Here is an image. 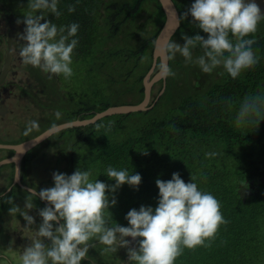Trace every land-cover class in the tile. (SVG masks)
Instances as JSON below:
<instances>
[{"label": "trees", "instance_id": "16d2710c", "mask_svg": "<svg viewBox=\"0 0 264 264\" xmlns=\"http://www.w3.org/2000/svg\"><path fill=\"white\" fill-rule=\"evenodd\" d=\"M27 2L0 0V7L22 20ZM146 2L150 3L146 13L151 11L154 21L150 18V29L138 34L139 45L103 50L101 29L106 30L108 38L114 37L123 26L128 27L139 18ZM69 6H74L75 11L69 12ZM59 8L62 15L56 18L50 14L48 19L58 25L79 23V43L74 49L73 64L79 77L87 74L88 86L79 90L67 107L60 105L61 117L51 120L50 124L55 126L90 118L110 106L139 103L144 97L143 78L152 66L154 41L164 23L158 0H60ZM248 38H255L253 48L258 62L236 79L228 75L229 79L216 89L219 94L182 97L172 110L159 116L153 113L162 97H155L150 104L157 100L149 110L111 115L59 133L63 140L61 164L66 163L59 170L61 173L70 175L80 166L91 168L93 178L100 174L97 179L109 185L115 181L102 173L109 165L141 174L138 188L125 183L114 193H108L110 199L114 196L117 201L109 209L112 219L121 225L127 226L125 216L132 208L139 209L141 205L155 208L159 192L156 180H169L174 172H179L185 182L194 176L203 190L216 196L226 223L221 224L216 234L207 238L203 245L185 248L175 264H264V182L261 181L264 176V120L257 127L245 129L233 124L240 102L255 94V88L264 82V29ZM113 60L118 64H111ZM51 81L59 84L58 76ZM159 84L162 89L160 81ZM169 89L168 86L164 93ZM55 137L57 139V135ZM52 139L53 136L49 141ZM66 142H70L69 153ZM209 151L219 155L206 157ZM251 181L255 193L243 200L238 190ZM49 185L54 186V181ZM19 189L23 193L18 198L26 196L27 190ZM34 204L36 208L46 206L39 198ZM11 205L2 202L3 207ZM93 242L96 247L89 250V259L82 264H118L124 259L129 264L127 250L119 258L112 256L113 253L110 258H104L102 244Z\"/></svg>", "mask_w": 264, "mask_h": 264}, {"label": "clouds", "instance_id": "9594fccd", "mask_svg": "<svg viewBox=\"0 0 264 264\" xmlns=\"http://www.w3.org/2000/svg\"><path fill=\"white\" fill-rule=\"evenodd\" d=\"M59 4L60 0H28L23 19L18 20L25 25L24 32L19 33L24 41L19 54L24 65L39 68L50 77L62 75L68 79L74 74L73 53L79 43L80 25H58L48 19L50 14L56 18L62 15ZM68 11H75L74 6H69ZM189 14L196 27L208 34L207 38L197 32L194 36L183 35V44L170 41L164 49L170 60L179 53L185 63L198 66L203 73L211 74L219 68L233 79L258 62L253 48L255 38H248L264 21L256 0H193L184 17ZM197 48L201 54L194 55ZM158 68L165 77L175 75L168 64ZM56 117H61L60 111ZM262 120L264 93L243 98L233 124L245 129L257 127ZM38 128V121L29 122V132ZM205 155L212 158L219 153L209 151ZM19 172L17 168L16 178ZM102 173L115 183L109 185L97 179L100 174L93 178L91 168L80 166L70 175L54 173V186L47 187V182L44 188L32 185L25 189L24 208L15 205L10 212H18L28 226L36 223L29 214L36 207L34 201L39 198L47 204L44 202L46 206L39 210L41 222L30 244L19 252V264H82L89 259V250L96 247L93 241L104 245L106 253L126 248L129 264H175L185 248L203 245L226 223L214 194L203 190L194 176L185 182L179 172H174L169 180H156L157 206L132 208L125 216L127 226L121 225L112 219L109 209L117 201L108 193L125 183L138 188L142 176L113 165ZM132 241L136 246H130Z\"/></svg>", "mask_w": 264, "mask_h": 264}, {"label": "flooded vegetation", "instance_id": "af4514ba", "mask_svg": "<svg viewBox=\"0 0 264 264\" xmlns=\"http://www.w3.org/2000/svg\"><path fill=\"white\" fill-rule=\"evenodd\" d=\"M172 1L179 16V27L175 32V34L178 33L179 36L175 39V41L183 44V35L186 34L188 36H194L197 32L207 38L208 34L196 27L190 14L186 18L184 17V14L191 7L193 0ZM256 2L260 7L261 12L264 13V0H256ZM0 8L1 161L11 158L17 154L14 146L23 145L27 141L37 138L46 129H48L50 127V121H55L57 119L56 112H61V101L56 94L57 84H55L56 87L53 90H51L50 86L51 80L55 78L56 75H51L50 77L49 74L44 73L39 68L23 64L19 52L24 41L20 39V31L17 29L12 30L13 38L10 50L11 58L9 62H6L5 57L7 52L8 33L11 30V25L14 24V21H10V17H15L17 20L21 19L13 12L8 11L6 8ZM20 24L25 28L23 23ZM260 29H264V21L260 22L257 31ZM201 51L202 50L199 48L195 49L194 55L201 54ZM168 61V65H170L174 73L177 72L179 76L176 78L174 76H168L164 81H159L162 84V89L160 90L161 94L169 86L170 89L168 92L170 94L173 93V95L176 96V98L171 102L172 107H174L182 97L190 99L195 96L203 97L209 94L213 96L215 95V92L218 93L216 90L218 86L229 79L228 74L223 72V69L219 68L211 74L203 73L198 66L185 63L184 57L179 53L176 54L174 59L170 60L168 58ZM224 85L225 87L231 86V84ZM239 86L241 87V85ZM262 87H264V82H260V84L255 88V94L264 93V88ZM212 89L215 91H211ZM32 120L38 121L39 128L33 129L29 132L28 126L29 122ZM59 133L60 131H57L30 146L21 153L18 163L7 162L0 166V232H4V229L6 228L9 229L8 232L18 230L24 236H20L24 243L20 249H7V252L10 255L8 256V259L9 257L15 256L17 258L16 264H19V252L23 247L30 244V239L34 235V230L38 228L41 222V217L38 213L42 208L35 207L30 210L29 214H36V217L38 218H36V223L31 226L27 225L23 216L19 215L16 211L10 212V209H14L15 205L19 206L21 209L24 208L25 196H21L23 197L22 202H24V204H22V202L19 201L21 200V197L18 198L17 196L20 194L19 188L25 189L24 187H30V184H34L36 186L41 184V181L36 183V178L29 176V171L31 169H36L37 165L41 161H47V164H51L52 169L55 171L61 169L60 148L62 138ZM55 135H57V139ZM52 136L53 141H49ZM17 168L20 170L18 180L15 178ZM47 182L50 184L53 182V178L49 176L47 178ZM244 188L249 189L251 192L250 194H246L247 197H251L255 193V186L252 181ZM2 202H10L12 205L6 208L2 206ZM17 238H19V233L17 234ZM3 257L6 256L1 254L0 260L2 262H4L2 259ZM5 261L7 260L5 259Z\"/></svg>", "mask_w": 264, "mask_h": 264}, {"label": "rangeland", "instance_id": "374dc122", "mask_svg": "<svg viewBox=\"0 0 264 264\" xmlns=\"http://www.w3.org/2000/svg\"><path fill=\"white\" fill-rule=\"evenodd\" d=\"M26 5V4H24ZM150 10V3L146 2L145 3V8H143V11L138 14L139 18L136 19L130 26L126 27L123 26L122 30L119 32V34H116L114 37L112 38H108L107 37V33L106 30L104 28L101 29V33L104 36V46H103V50L108 49L109 47H122L123 45H139V35L144 33V30L148 31L150 29V18L152 21L154 16L151 13V11L149 13H146L147 11ZM129 34V35H128ZM139 34V35H138ZM179 36L178 33H176L172 40H175L177 37ZM111 64H118L117 60H113L111 62ZM75 64H72L73 70H74V74L71 76V78L65 79L62 75L58 76L59 79V84L57 83V88H56V94L57 96L60 98L61 101V106L62 108L65 106H68V102H71L74 98H76L79 94V90L86 88L87 85V74H84L82 77H79L75 68L76 66H74ZM179 74L177 72H175L174 77H178ZM57 77V75H56ZM58 82V80H57ZM50 86H51V90L55 89V84L51 81L50 82ZM60 87V88H59ZM161 85L158 82H155L153 87H152V97L150 102L159 95L158 98H161V101L158 103V105L155 107L154 109V113L153 115L156 116L159 114H165L168 111L172 110V106H171V102L173 99L176 98V96L173 95V93H169V92H165L164 91L160 92ZM90 89V87H89ZM160 92V93H159ZM159 93V94H158ZM63 116L64 113H62V118L61 121H63ZM51 123V122H50ZM62 123V122H61ZM52 124H50L49 126H51ZM75 135V134H74ZM63 145V140L61 142V146ZM66 152L69 153L70 151V142H66ZM65 152V153H66ZM64 153V154H65ZM51 158V157H50ZM47 161H41L38 165L36 169H31L29 171V176L30 177H34L36 178L35 182L38 183L39 181H41V184L38 185V188H44L45 185L47 184V178L49 176H51L53 178V174L56 172H60L59 170H53L52 169V165L51 164H47ZM66 165V163H62V168ZM31 172V173H30ZM34 184H30V186H32ZM47 187H51V185L47 186ZM20 193H23L22 190H20ZM19 196V195H17ZM23 197H21L22 199ZM35 220H36V214H31ZM38 219V218H37ZM9 229H4V232H0V255L3 254L6 257H3L2 259L4 260V262H2L0 260V264H16L17 258L15 256L9 257L8 256L9 253L7 252V249L10 248L9 246H11L12 248H16V249H20L24 243L22 241V238L20 236H23L18 230L15 231H9ZM19 233V238H17V234ZM24 237V236H23ZM129 240H131V238H128ZM24 240V239H23ZM135 241H132L130 246H133ZM104 245H102L101 251H102V256L104 258H110L111 255L110 253H106L103 251L104 249ZM126 248H120L117 253H113L112 256L115 257H120L121 254H125L126 253ZM7 261H5V259ZM118 264H126V259L124 260H119Z\"/></svg>", "mask_w": 264, "mask_h": 264}, {"label": "water", "instance_id": "95a60500", "mask_svg": "<svg viewBox=\"0 0 264 264\" xmlns=\"http://www.w3.org/2000/svg\"><path fill=\"white\" fill-rule=\"evenodd\" d=\"M158 2H159L160 6L163 10V13H164V23L162 24V26H161V28H160V30H159L156 38H155V41H154V46L152 49V66L150 67V69L148 70V72L146 73V75L143 78V87H144L143 99L139 103H136V104H122V105L110 106L103 111L95 113L90 118L75 119V120L59 123L55 126H52L48 129H46L39 137L31 139L23 145L14 146V149L17 151V154L11 158L1 160L0 166L3 163H7V162L18 163L22 152H24L30 146L34 145L35 143L39 142L42 139L54 134L57 131L66 130L68 128L83 127L86 125H90V124H93V123L97 122L98 120H100L104 117H108L111 115L129 114V113H133V112L146 111V110L151 109L154 106L159 95L157 96L156 100H154L150 104V100L152 97V87H153L155 82H158L159 80L164 81L166 78L165 76H163V74L160 72L159 69L154 73V69H155L157 64H159V65L162 63L168 64V62H169L168 61V55L164 50L165 45L167 43H169L171 37L173 36V34L176 32L177 28L179 27V16H178V12L176 10V7H175L173 1L172 0H158ZM10 18H9L10 21H14V24L11 25V30L8 33L7 52H6V57H5L6 62H9V60L11 58L10 50H11V43H12V38H13L12 30L17 29L20 31V33L24 32V27H23V25L18 23L17 18H15V17H13V18L10 17ZM0 147H1V145H0ZM16 176H17V169H16L15 178H16ZM16 180H18V178H16ZM262 181H264V176L262 177ZM24 188L27 190L29 189L27 187H24ZM238 192L240 193V196L242 197L243 200L246 198V194L251 193L249 189H245L242 187L238 190Z\"/></svg>", "mask_w": 264, "mask_h": 264}]
</instances>
